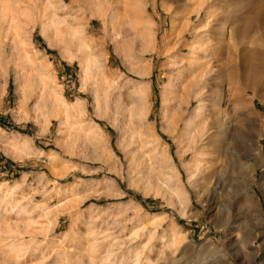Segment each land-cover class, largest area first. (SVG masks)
<instances>
[{
  "label": "rangeland",
  "instance_id": "obj_1",
  "mask_svg": "<svg viewBox=\"0 0 264 264\" xmlns=\"http://www.w3.org/2000/svg\"><path fill=\"white\" fill-rule=\"evenodd\" d=\"M0 6V264H264V0Z\"/></svg>",
  "mask_w": 264,
  "mask_h": 264
},
{
  "label": "bare ground",
  "instance_id": "obj_2",
  "mask_svg": "<svg viewBox=\"0 0 264 264\" xmlns=\"http://www.w3.org/2000/svg\"><path fill=\"white\" fill-rule=\"evenodd\" d=\"M2 8V6H0V9ZM262 11H260V12H258V13H256L254 16L252 15H250L249 17H248V21L246 22V21H244L243 23H242V27L240 28L241 29V31H240V33H239V38L241 39V40H244L249 34H253V35H255V37H257L256 36V30L259 28V27H262L263 26V24H264V21L262 22V21H260V19H261V15H262V18L264 19V14H260ZM255 32V33H254ZM258 41H259V39L258 38H254V40H253V43H258ZM244 42V41H243ZM200 93L198 92V95H199ZM189 103H192V101H189L188 102V105H189ZM191 121H187V125H186V128L185 129H189V126H190V123ZM201 122V121H200ZM203 122V121H202ZM253 124H255V122L253 123ZM251 125V124H249V125H246V126H243L242 128H241V130L243 131V141H244V145H245V147L247 148V149H249L248 150V152H253V151H257L259 148H258V146H257V144H258V138H259V136H260V134H259V131H258V129L256 128V127H253L254 125ZM256 125V124H255ZM198 129H200V131H203V132H205V130H206V127H205V125H203V123H201L200 124V126L198 127ZM197 131H199V130H197ZM191 132V131H190ZM197 134V133H196ZM200 134V133H199ZM195 135V134H194ZM197 137V136H196ZM242 137V136H241ZM240 142V141H239ZM242 142V141H241ZM243 145V144H242ZM241 145V146H242ZM190 148H194V146H192V147H190ZM199 152V151H198ZM210 167V166H209ZM212 167H213V165H212ZM211 167V168H212ZM209 171L207 172V173H205L206 174V178L208 179L207 181H211L212 180V178H215V184H216V189H218V188H220V187H222V177H221V175H217L216 174V171L214 170V169H212V170H210V169H208ZM248 170H250V169H248ZM253 170V169H252ZM250 173H251V170L243 177V179H242V189H241V194L243 195V198H244V201H245V205H246V207H248V208H250L252 211H253V219L256 221V223L257 224H263L264 223V217H263V215H262V212H261V201L258 199V197H257V195H256V193L252 190V188H251V185H250V181H249V177L251 176L250 175ZM204 174V175H205ZM205 178V177H204ZM262 184V187H263V189H264V181L261 183ZM222 189V188H221ZM19 202V201H18ZM15 203L12 207H13V210L14 211H16V212H20L21 214L22 213H24L25 214V212H27V207L28 206H26L25 204H23V203ZM12 210V211H13ZM17 214V213H16ZM19 216V215H18ZM29 217V219H25V222H26V220H28L27 222H32V220H34L33 218L31 219L30 217L31 216H28ZM27 217V218H28ZM222 224V223H221ZM29 225H30V223H28V227H29ZM255 225V224H254ZM24 226H26V225H24ZM27 227V226H26ZM220 227H222L223 229H225L226 228V225L225 224H223V225H221ZM97 229V227L95 228V230ZM94 230H92V232H93ZM96 231H98V230H96ZM99 231H100V229H99ZM95 232V231H94ZM93 232V233H94ZM91 233V232H90ZM111 233V232H110ZM107 233H104V232H98V233H94L93 234V237H94V235H96V237H97V239H99V238H105L106 239V237H107V235H106ZM111 235H113L112 233H111ZM95 237V238H96ZM110 237V236H109ZM113 238V237H112ZM106 240H108V239H106ZM93 248H94V245H93ZM97 247L95 246V248L94 249H96ZM113 249V248H112ZM97 250V249H96ZM24 252V251H23ZM22 252V253H23ZM27 254V253H26ZM103 255V254H102ZM23 257V256H22ZM24 257H26V256H24Z\"/></svg>",
  "mask_w": 264,
  "mask_h": 264
},
{
  "label": "trees",
  "instance_id": "obj_3",
  "mask_svg": "<svg viewBox=\"0 0 264 264\" xmlns=\"http://www.w3.org/2000/svg\"><path fill=\"white\" fill-rule=\"evenodd\" d=\"M0 124H1V125H3V126L5 125V124H4V123H2L1 121H0Z\"/></svg>",
  "mask_w": 264,
  "mask_h": 264
}]
</instances>
